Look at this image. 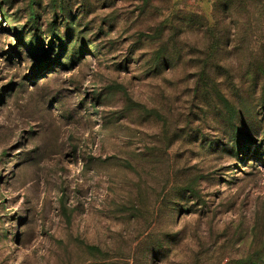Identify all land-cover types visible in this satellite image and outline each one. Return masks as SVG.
<instances>
[{"label":"rangeland","instance_id":"1","mask_svg":"<svg viewBox=\"0 0 264 264\" xmlns=\"http://www.w3.org/2000/svg\"><path fill=\"white\" fill-rule=\"evenodd\" d=\"M0 264H264V0H0Z\"/></svg>","mask_w":264,"mask_h":264},{"label":"bare ground","instance_id":"2","mask_svg":"<svg viewBox=\"0 0 264 264\" xmlns=\"http://www.w3.org/2000/svg\"><path fill=\"white\" fill-rule=\"evenodd\" d=\"M24 186H25V185H24ZM24 186H23V187H24ZM23 187H22V188H23ZM17 188H18V187H17ZM17 188H16V189H17ZM9 192H10V191H9ZM12 194H13V193H12ZM24 194H25V193H24ZM24 197H25V196H24Z\"/></svg>","mask_w":264,"mask_h":264},{"label":"trees","instance_id":"3","mask_svg":"<svg viewBox=\"0 0 264 264\" xmlns=\"http://www.w3.org/2000/svg\"><path fill=\"white\" fill-rule=\"evenodd\" d=\"M206 35H207V33H206Z\"/></svg>","mask_w":264,"mask_h":264}]
</instances>
